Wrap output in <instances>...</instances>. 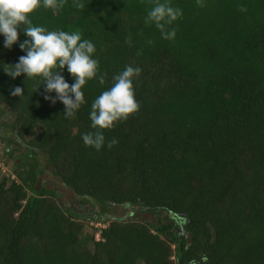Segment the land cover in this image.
Returning a JSON list of instances; mask_svg holds the SVG:
<instances>
[{"label":"trees","instance_id":"1","mask_svg":"<svg viewBox=\"0 0 264 264\" xmlns=\"http://www.w3.org/2000/svg\"><path fill=\"white\" fill-rule=\"evenodd\" d=\"M80 2L82 10L66 0L58 12L30 15L34 26L79 29L96 47L106 82L83 87L75 119L44 100L43 81L5 73L26 54L27 37L18 30L5 49L0 35V144L11 161L0 176V264H264V0H204L203 8L170 0L183 13L169 26L174 40L145 24L153 0ZM126 65L142 70L133 81L139 112L103 130L99 151L85 146L82 135L96 131L91 104ZM61 74L74 83L67 66ZM17 86L23 96L11 95ZM39 152L75 197L100 205L98 239L37 186ZM112 205L173 217L107 218Z\"/></svg>","mask_w":264,"mask_h":264},{"label":"clouds","instance_id":"2","mask_svg":"<svg viewBox=\"0 0 264 264\" xmlns=\"http://www.w3.org/2000/svg\"><path fill=\"white\" fill-rule=\"evenodd\" d=\"M66 0H0V35H3V47L11 49L19 42V31L23 30L27 37L19 42V48L25 52L18 58L15 65L4 67L5 73L15 79L22 74L32 80L43 81L44 100L55 104L60 101L64 105L66 119H75L77 111L85 103L83 87L91 80L98 79L100 85L106 82L107 73L99 74V60L93 58L96 47L89 39H83L79 29L75 31L48 30L43 26H34L30 15L39 8L61 10ZM198 7H205L204 0H196ZM73 6L84 9L85 4L74 0ZM241 12L247 9L241 5ZM182 10L173 7L170 0H153V6L147 12L145 24H154L160 31L161 38L174 40L177 29L169 28L174 21L182 17ZM23 26V28H22ZM131 37L126 43H130ZM153 41L149 40L148 44ZM138 55L141 53H137ZM67 66V71L74 79L71 85L61 74ZM139 67L126 65L118 74L112 77V86L103 91L91 104L89 118L95 132L82 135L85 146L99 151L105 144L103 130H112L120 122L127 121L140 110V103L136 99L133 81L141 74ZM37 84L34 91L39 89ZM55 93V97L48 93ZM24 90L17 86L11 90L12 96H23ZM118 144L113 138L108 141L111 149Z\"/></svg>","mask_w":264,"mask_h":264},{"label":"rangeland","instance_id":"3","mask_svg":"<svg viewBox=\"0 0 264 264\" xmlns=\"http://www.w3.org/2000/svg\"><path fill=\"white\" fill-rule=\"evenodd\" d=\"M2 151L3 146L0 144V176L8 173L11 166V161L5 162ZM37 159L41 169V172L37 176V186H45L48 189H52L59 203L79 213V217L85 221L84 233L95 235V238L98 239L99 235L97 230L105 226L103 223L104 220L100 217L102 210L100 205L93 200H83L75 197L69 188L53 176L51 166L43 153L39 152ZM103 215L107 218H133L150 224H156L158 221H166L167 218L173 217L165 211L150 212L138 206L124 205H112Z\"/></svg>","mask_w":264,"mask_h":264}]
</instances>
